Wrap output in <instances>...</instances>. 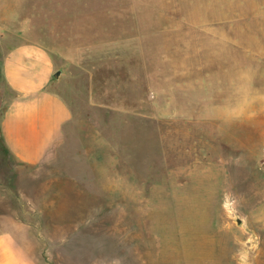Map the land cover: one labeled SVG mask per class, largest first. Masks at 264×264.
<instances>
[{
  "label": "rangeland",
  "instance_id": "1",
  "mask_svg": "<svg viewBox=\"0 0 264 264\" xmlns=\"http://www.w3.org/2000/svg\"><path fill=\"white\" fill-rule=\"evenodd\" d=\"M33 43L72 109L48 164L0 135V217L37 264H264V0H0V116Z\"/></svg>",
  "mask_w": 264,
  "mask_h": 264
},
{
  "label": "crops",
  "instance_id": "2",
  "mask_svg": "<svg viewBox=\"0 0 264 264\" xmlns=\"http://www.w3.org/2000/svg\"><path fill=\"white\" fill-rule=\"evenodd\" d=\"M1 66L3 80L15 94L0 116L3 143L25 166L53 162L72 118L67 101L49 88L57 70L54 57L35 43L18 45L9 55H3ZM27 195L39 198L36 192ZM18 222L0 217V264H37L19 241L22 220Z\"/></svg>",
  "mask_w": 264,
  "mask_h": 264
},
{
  "label": "water",
  "instance_id": "3",
  "mask_svg": "<svg viewBox=\"0 0 264 264\" xmlns=\"http://www.w3.org/2000/svg\"><path fill=\"white\" fill-rule=\"evenodd\" d=\"M61 74H62L61 69H57V70L53 73V76H54L55 78H59V77L61 76Z\"/></svg>",
  "mask_w": 264,
  "mask_h": 264
}]
</instances>
